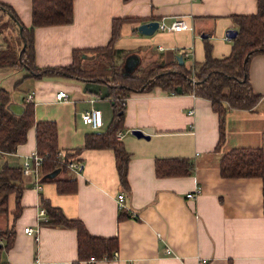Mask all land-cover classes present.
I'll return each instance as SVG.
<instances>
[{
	"label": "crops",
	"instance_id": "obj_1",
	"mask_svg": "<svg viewBox=\"0 0 264 264\" xmlns=\"http://www.w3.org/2000/svg\"><path fill=\"white\" fill-rule=\"evenodd\" d=\"M0 1L11 5L24 25L32 24V0ZM73 5V22L35 27L38 66L68 65L73 62L74 49L107 45L114 18L121 17L132 19L121 25L115 48L124 50L125 55L136 52L143 66L159 60L171 62L185 50H190L187 64L201 62L206 40L212 44L214 56H226L233 45L226 32L237 25L233 16L258 9L257 0H73ZM176 16H187L194 29H157L152 35L138 30L143 22H171ZM1 19H9L2 8ZM201 34L209 36L203 38ZM14 35L18 39L12 24L1 31L0 49H5ZM27 74L25 67L0 66V88L10 92V102L22 104L34 89L31 102L35 116L57 122L63 150L82 147L87 132L104 131L111 124L110 100L86 91V81ZM249 76L261 98L253 109H228L226 137L220 144L219 114L208 98L172 93L160 86L132 92L126 99L122 128L129 131L122 139L130 153L129 187L124 188L120 182L111 148H84L74 157L81 162L82 170L76 173L71 169L70 175L77 179V190L72 193L59 192L55 181H42V188L37 189L32 177L23 176L19 213L16 193L9 196L8 210L0 211V228L15 230L13 245L1 249L0 264L79 262L75 228L39 224L37 214L46 201L60 207L67 217L80 218L91 233L118 237L119 248L111 257L96 262L86 258L79 264H264V175L238 178L224 177L220 172L222 156L229 149L264 150V53L252 57ZM61 89L69 92V100L56 98ZM91 106L102 112L103 125L98 129L85 124L81 117ZM133 129L147 136L139 137ZM35 149L32 126L26 142L13 152L0 153V171L6 163L20 167ZM168 157L192 159L193 172L158 176L156 159ZM198 187L201 191L194 192ZM121 191L126 194L125 209L117 202ZM188 192L195 194L188 197ZM121 212L128 215L120 218ZM26 226L38 228V238L26 232ZM167 247L172 249L171 254L166 253Z\"/></svg>",
	"mask_w": 264,
	"mask_h": 264
},
{
	"label": "trees",
	"instance_id": "obj_2",
	"mask_svg": "<svg viewBox=\"0 0 264 264\" xmlns=\"http://www.w3.org/2000/svg\"><path fill=\"white\" fill-rule=\"evenodd\" d=\"M258 1L255 13L235 14L237 35L231 38L233 45L229 55L217 57L212 53V44L206 40L205 59L201 62L181 64L176 58L171 62H152L149 69L140 72L137 67L132 73L122 71L125 61L115 62L116 56L124 50L115 48L116 40L121 34V25L130 17L114 18L112 37L105 46L95 48H77L73 51V62L68 65L38 66L35 61L34 29L37 26L69 24L74 20L73 0H32V24L26 26L21 22L14 8L0 1V8L9 15L8 22L0 20V32L9 25H14L17 31L20 50L8 43L5 49H0V66L25 67L27 76H64L79 80L105 82L109 93L105 97L110 100L113 117L109 127L104 130H93L85 135L82 147L73 150H63L59 146V128L54 120H38L35 116V105L24 101V111L15 113L8 106L11 95L5 88H0V153L13 152L18 145L27 141L28 131L34 126L36 133V150L43 156L41 166L42 181H55L61 193H72L77 190V179L70 175L67 165L69 158H74L84 148H111L116 155V165L120 182L124 188L129 187L128 166L130 153L122 140L116 137L123 128L126 99L134 91H145L160 86L172 93H178L181 86L183 93L208 98L213 109L219 114V144L225 140V119L228 109H253L261 98L250 80L249 64L255 54L264 53V0ZM19 24L23 25L20 31ZM22 50V51H21ZM105 51L108 67L97 66L95 60L99 51ZM129 52L126 57L130 54ZM183 54V53H182ZM184 60L186 57L183 54ZM156 67L164 69L161 72L148 74ZM61 152L65 153L64 160ZM195 163L187 157L157 158L155 170L158 176L188 175L193 172ZM60 168L62 177L47 178L46 175ZM220 172L224 177H263L264 150L259 147H234L225 152L220 163ZM25 186L21 167L5 164L0 171V211L8 210L9 196L16 193L17 213H19L20 197ZM50 224L72 227L77 230L78 257L80 260L91 258L101 259L111 257L119 248L116 236H103L91 233L84 222L77 217H67L60 207L45 202ZM121 212L120 218L127 216ZM0 240L3 247L10 248L15 240L13 227L0 228ZM75 262L74 264H79Z\"/></svg>",
	"mask_w": 264,
	"mask_h": 264
},
{
	"label": "built area",
	"instance_id": "obj_3",
	"mask_svg": "<svg viewBox=\"0 0 264 264\" xmlns=\"http://www.w3.org/2000/svg\"><path fill=\"white\" fill-rule=\"evenodd\" d=\"M194 25L190 21V19L187 16H176L172 19L171 22H166L164 19L159 20V27L158 30H163V31H180V30H193ZM184 56L189 58L190 50H185L183 52ZM36 91L33 89L28 92L26 95V100L32 101L34 96H35ZM56 98L61 101H66L70 99L69 92L67 90L61 89L56 92ZM91 101H94L93 98H91ZM190 112H194V110H191ZM82 120L85 124L89 125L93 129H98L103 125V117H102V112L99 108H96L94 106H91L90 108L84 110L81 113ZM129 131H125L123 129H120L116 133V137L119 140H122L126 133ZM61 158L64 160L65 153L61 152ZM43 163V156L35 149L33 152L30 154H27L24 158V160L21 163V170L23 176H30L33 178V185L37 188L40 189L42 188V171H41V166ZM67 165L70 169L74 170L76 173H79L82 170V164L78 159L75 158H69L67 161ZM201 188L198 187L194 192H200ZM194 192H188L187 196L188 197H193ZM126 200V194L124 191H121L117 195V202L118 206L121 209L126 208L125 204ZM135 212H133L132 216H135ZM196 216H199L196 214ZM37 219L39 221V224L42 222H48L49 221V216L47 213V210L45 206H41L39 208V212L37 214ZM25 231L29 233H34L35 238H38V228L34 230L30 226L25 227ZM1 242V240H0ZM166 253L171 254L172 249L170 247L166 248ZM109 258L108 256H105L101 259H107ZM91 262H96L99 260L98 258H95L92 256L91 258H88ZM39 262V259H36Z\"/></svg>",
	"mask_w": 264,
	"mask_h": 264
},
{
	"label": "water",
	"instance_id": "obj_4",
	"mask_svg": "<svg viewBox=\"0 0 264 264\" xmlns=\"http://www.w3.org/2000/svg\"><path fill=\"white\" fill-rule=\"evenodd\" d=\"M158 27H159V20H149V21H146V22L139 24L138 30H139V32H141L143 34L152 35L156 32ZM19 28H20V31H22L23 25L19 24ZM237 33H238L237 29L229 28L226 32V35L229 38H234L237 35ZM201 36L203 38H207L209 35L208 34H201ZM25 47H26V44L24 43L22 46V50H24ZM177 59L179 60V62L181 64H183L185 62V60L183 58V54L177 55ZM140 62H141L140 56H138V54L136 52H131L125 59V63H124V66L122 68V71L126 74L132 73L140 65ZM85 90L90 92V93L97 94L101 98H105L109 93V86L105 82H102V81L97 82V81H93V80H86ZM176 90L179 93H181L182 92L181 86H177ZM8 107L17 114L22 113L24 111V108H25L24 104L18 103V102H10ZM132 132L139 137L147 136L140 129H133ZM60 172H61V169L57 168V169L53 170L52 172H50L49 174H47L46 177L47 178H54L57 175H59ZM1 246L2 245L0 243V247Z\"/></svg>",
	"mask_w": 264,
	"mask_h": 264
},
{
	"label": "rangeland",
	"instance_id": "obj_5",
	"mask_svg": "<svg viewBox=\"0 0 264 264\" xmlns=\"http://www.w3.org/2000/svg\"><path fill=\"white\" fill-rule=\"evenodd\" d=\"M10 44H12V46H16V49L20 50V47L22 46L20 43H19V40L17 39V36H12L11 39L8 40ZM105 51H99L98 55H96V57L99 59L98 61L95 60L93 64L97 65V66H101V67H108V62H107V59L105 58V54H104ZM126 59V55L125 54H121L119 56H116V58L114 59L115 62L117 61H125ZM189 61V60H188ZM158 62H163V61H158ZM118 63V62H117ZM151 64V63H150ZM145 65L143 66L142 62H140V65L138 67H140V72H138L139 74L142 73V70L144 69L145 72L149 69V65ZM162 70L164 69H160V67H156L155 69L153 70H149L148 71V74L147 75H150V74H154L156 71L157 72H161ZM15 71H18V69H15ZM20 94H21V90L18 91Z\"/></svg>",
	"mask_w": 264,
	"mask_h": 264
}]
</instances>
